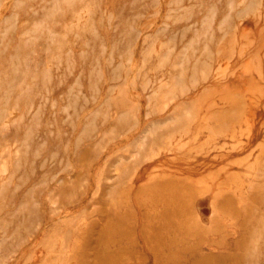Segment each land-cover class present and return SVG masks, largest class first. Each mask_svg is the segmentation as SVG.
Returning <instances> with one entry per match:
<instances>
[{"label": "rangeland", "instance_id": "374dc122", "mask_svg": "<svg viewBox=\"0 0 264 264\" xmlns=\"http://www.w3.org/2000/svg\"><path fill=\"white\" fill-rule=\"evenodd\" d=\"M166 209L264 264V0H0V264H97L116 214L159 264Z\"/></svg>", "mask_w": 264, "mask_h": 264}, {"label": "bare ground", "instance_id": "6f19581e", "mask_svg": "<svg viewBox=\"0 0 264 264\" xmlns=\"http://www.w3.org/2000/svg\"><path fill=\"white\" fill-rule=\"evenodd\" d=\"M178 213L177 209H166L156 217H150L148 214V216L145 215L144 217L146 221L142 228V232L146 239V245H148L149 249L154 253L156 262L159 264L212 263L213 261L208 257L191 256L187 258V255L182 253V248L185 247L184 242L189 232L187 231V226L184 221L178 220ZM124 219V216L116 214L113 221L107 225V228L102 230L99 240L100 243L103 244V251L100 252V257L96 259L97 264H113L114 259L112 256L116 254H121L120 256H123L127 253V247L120 248L119 250L115 248L111 250V248H113L111 246H115V244L122 241V239L133 244L129 227H124ZM184 257L186 258L184 259ZM240 259L241 258L237 261Z\"/></svg>", "mask_w": 264, "mask_h": 264}]
</instances>
